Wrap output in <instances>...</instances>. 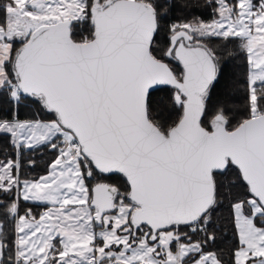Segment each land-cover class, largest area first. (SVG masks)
Masks as SVG:
<instances>
[{"label": "snow or ice", "instance_id": "obj_1", "mask_svg": "<svg viewBox=\"0 0 264 264\" xmlns=\"http://www.w3.org/2000/svg\"><path fill=\"white\" fill-rule=\"evenodd\" d=\"M212 3L210 23L167 26L170 0L0 4V93L14 112L0 133L17 150L57 152L35 180H21L18 161L0 164V193L12 196L0 206L15 236L6 261L0 221V264H224L206 251L224 202L238 236L231 264H264V0ZM81 24L89 35L77 39ZM213 37L240 38L246 52L248 114L235 125L226 105L207 119L219 72L205 42ZM158 85L174 88L171 108H153ZM26 101L39 109L31 119L19 118ZM114 173L123 188L105 182ZM20 199L46 210L20 215Z\"/></svg>", "mask_w": 264, "mask_h": 264}, {"label": "trees", "instance_id": "obj_2", "mask_svg": "<svg viewBox=\"0 0 264 264\" xmlns=\"http://www.w3.org/2000/svg\"><path fill=\"white\" fill-rule=\"evenodd\" d=\"M5 0H0V4ZM235 2V0H231ZM257 0H254V3ZM170 4L174 7H169L167 18L162 21L165 26L173 23L191 22L193 20H202L203 22H211L217 18L215 6L212 0H170ZM3 13H0L2 16ZM89 25L81 24L77 29V39L80 36L87 37L89 35ZM168 33L166 31L159 34L157 46H163L167 42ZM209 48L217 52L221 71L215 84L213 85L209 99L207 101V119L210 120L212 114L220 106H225L230 109L228 115L233 125L239 120L247 117L248 114V84L247 78L249 74V65L246 59V52L242 47L240 38H231L230 41H224L221 38H209L205 41ZM227 44V49H225ZM21 46L17 42L14 47ZM227 53V54H225ZM174 67H179L173 62ZM174 89L170 87H162L150 93V100L154 109H160L164 105L171 108L170 97L174 95ZM39 111L36 105L27 101L19 109V118L31 119ZM14 115L13 105L9 102L6 94L0 93V118H11ZM42 120L54 118L52 114L41 112L39 117ZM175 118V117H173ZM57 156V152L50 149L47 145H42L34 149L17 150L11 143L10 134L0 133V164L8 160L18 161L20 164L19 176L21 180L37 179L41 175L46 174L48 166ZM30 161H35L34 166ZM235 178V173H233ZM91 186L95 183L94 180H86ZM105 182L120 186L126 184V179L121 175H110L105 179ZM12 201L11 195L0 193V205H8ZM28 209H31L32 215L39 216L45 211L46 206L41 202L19 200V214L24 215ZM7 209L0 206V221L4 227V241L6 248L4 259L10 260L14 253L12 247L15 236L13 231L12 217L5 216ZM213 222L216 235L214 243L210 244L206 251H215L224 261V264H231L233 260L232 253L238 244V236L236 230L228 215L227 202L223 206H219L213 214ZM180 231L191 237L193 241L201 238L202 233L193 232L190 227H181ZM11 249L12 251H9Z\"/></svg>", "mask_w": 264, "mask_h": 264}, {"label": "water", "instance_id": "obj_3", "mask_svg": "<svg viewBox=\"0 0 264 264\" xmlns=\"http://www.w3.org/2000/svg\"><path fill=\"white\" fill-rule=\"evenodd\" d=\"M21 46H22V45H21ZM174 63H175V62H174ZM218 68H219V72H218L217 79H218L219 74H220V71H221V64H220V62H219V64H218ZM217 79H216L215 81H213L212 85H210V87H209V95H210V91H211L213 85L215 84V82L217 81ZM162 87H170V88H173L171 85H158V86H154L153 89H150V93L153 92V91H155V90H157V89H159V88H162ZM173 89H174V88H173ZM150 93H149V95H150ZM209 95H208V99H209ZM207 101H208V100H207ZM206 107H207V103H206ZM49 114H51V113H49ZM52 115H53V114H52ZM116 174L122 176V174H119V173H114V174H111V175H116ZM125 179H126V178H125ZM181 227H190V226L184 225V226H181Z\"/></svg>", "mask_w": 264, "mask_h": 264}, {"label": "rangeland", "instance_id": "obj_4", "mask_svg": "<svg viewBox=\"0 0 264 264\" xmlns=\"http://www.w3.org/2000/svg\"><path fill=\"white\" fill-rule=\"evenodd\" d=\"M205 23H210V22H205ZM6 163V162H4ZM3 164V163H2ZM38 179V178H37ZM28 180H35V179H28ZM87 183V182H86ZM37 202V201H36ZM97 231H99V229H97Z\"/></svg>", "mask_w": 264, "mask_h": 264}, {"label": "built area", "instance_id": "obj_5", "mask_svg": "<svg viewBox=\"0 0 264 264\" xmlns=\"http://www.w3.org/2000/svg\"><path fill=\"white\" fill-rule=\"evenodd\" d=\"M191 228V227H190Z\"/></svg>", "mask_w": 264, "mask_h": 264}, {"label": "crops", "instance_id": "obj_6", "mask_svg": "<svg viewBox=\"0 0 264 264\" xmlns=\"http://www.w3.org/2000/svg\"><path fill=\"white\" fill-rule=\"evenodd\" d=\"M46 210V209H45Z\"/></svg>", "mask_w": 264, "mask_h": 264}]
</instances>
